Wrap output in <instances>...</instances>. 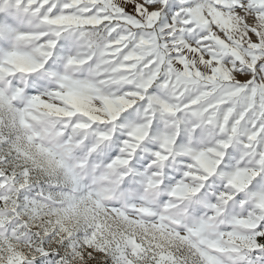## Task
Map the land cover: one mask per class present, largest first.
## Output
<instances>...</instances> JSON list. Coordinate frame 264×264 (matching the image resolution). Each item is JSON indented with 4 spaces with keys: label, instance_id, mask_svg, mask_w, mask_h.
Masks as SVG:
<instances>
[{
    "label": "snow or ice",
    "instance_id": "obj_1",
    "mask_svg": "<svg viewBox=\"0 0 264 264\" xmlns=\"http://www.w3.org/2000/svg\"><path fill=\"white\" fill-rule=\"evenodd\" d=\"M181 114L191 218L122 197L107 131ZM0 264H264V0H0Z\"/></svg>",
    "mask_w": 264,
    "mask_h": 264
},
{
    "label": "clouds",
    "instance_id": "obj_2",
    "mask_svg": "<svg viewBox=\"0 0 264 264\" xmlns=\"http://www.w3.org/2000/svg\"><path fill=\"white\" fill-rule=\"evenodd\" d=\"M141 121H143V115L140 116ZM179 120V124L183 127L176 126L172 123V120ZM161 118V127L155 131L151 132L149 130L148 134L143 131L137 133V136L143 135V140H136L134 136L131 135L132 127L130 126H120L113 125V128L107 129L108 133L111 135H124L127 137V142L133 143L134 147L131 149L130 155L127 157L129 160L128 165L124 168L117 169L113 173V179L119 181L118 187L122 197L131 200L133 203L143 202L144 198L147 197L151 201L152 207L154 209L163 210L164 206L172 202L173 197L171 192L177 190V199L181 205L179 211L188 212L189 218L194 214L195 210L201 206L202 202L207 199L208 196L214 195L213 191H209L202 198H189L187 201L182 199L186 196L182 189H177L176 185L163 186L165 179H173L174 174H180L182 179H184V172L187 166L185 164L186 160L191 159L190 156L183 155V149L185 146L192 147L191 140H187L185 145H180L175 143V139L179 138L180 133L183 129L188 126V119L186 114H181L179 118ZM115 129V131H113ZM174 138L173 143L170 145L164 144V138ZM112 141L109 140L108 146H111ZM147 145H153L154 147H148ZM139 152V160L137 166L132 165V161L136 159V152ZM162 155L163 159H158L157 156ZM100 160L93 162V170L98 171L99 165L103 163V153H99ZM147 161V164L141 169L138 165ZM123 177V179H121ZM151 177L155 187H148V178ZM128 180L127 187L124 186V180ZM221 177H217L219 181ZM191 184L192 181H189ZM215 186H218L215 185ZM213 185H209V189H212ZM139 190V195H138ZM167 197L166 200L164 198ZM164 200V204L160 203ZM123 199H115L108 203V206L113 205L122 206ZM84 228L78 229L76 236L80 232H83Z\"/></svg>",
    "mask_w": 264,
    "mask_h": 264
}]
</instances>
